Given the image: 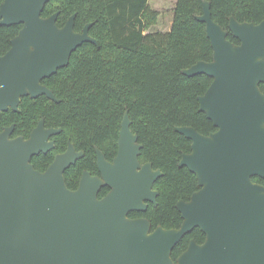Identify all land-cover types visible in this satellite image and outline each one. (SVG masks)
<instances>
[{"label":"water","instance_id":"water-1","mask_svg":"<svg viewBox=\"0 0 264 264\" xmlns=\"http://www.w3.org/2000/svg\"><path fill=\"white\" fill-rule=\"evenodd\" d=\"M50 1L4 0L0 7L1 26L22 25L0 57V117L20 112L26 97L59 103L43 81L66 68L83 44L99 47L89 34L92 23L75 31L76 13L63 27L60 12L43 17ZM196 19L206 25L213 60L183 74L213 80L198 100L217 130L205 136L193 127L176 128L192 141L179 167L188 168L200 187L177 204L181 227L152 230L149 219L129 217L145 213L149 203L157 206L154 186L163 173L141 163L143 145L128 111L117 155L110 162L96 148L99 175L84 171L76 190L65 173L85 153L71 141L46 171L32 163L55 148L50 139L62 132L41 119L28 139L13 138L15 125L0 133V264H264V186L253 181L264 179V21L241 23L232 16L224 29L208 1ZM230 32L239 44L228 39ZM104 187L110 191L100 198ZM195 229L205 242L191 240L174 261L176 246Z\"/></svg>","mask_w":264,"mask_h":264},{"label":"trees","instance_id":"trees-1","mask_svg":"<svg viewBox=\"0 0 264 264\" xmlns=\"http://www.w3.org/2000/svg\"><path fill=\"white\" fill-rule=\"evenodd\" d=\"M203 1L211 4L213 20L227 30L232 16L241 23L264 21V0H177L171 30L147 33L159 18L149 0H51L43 17L60 12L57 24L63 27L76 13L75 31L82 32L92 23L89 34L99 47L83 44L66 68L43 81L59 103L46 96L23 98L20 112L2 113L0 133L15 125L13 137L28 139L41 119H45L46 128H61L62 133L54 137L55 149L33 157L32 163L44 172L57 154L66 151L70 140L77 151L85 153L65 173L67 186L76 190L84 171L99 175L96 148L108 161L117 155L121 125L128 111L131 130L143 145L141 163H152L163 173L155 184L157 206L150 204L147 212L129 217L149 219L152 230L159 226L180 228L183 219L177 204L189 201L200 187L188 168L179 167L182 156L191 153L192 141L176 128L193 127L205 136L217 130L200 111L198 100L213 80L206 75L183 74L200 61L213 60L206 25L196 19L203 14ZM3 2L0 0V7ZM21 29L22 25H0V57L10 50ZM228 39L239 44L231 32ZM260 87L264 93V84ZM253 181L264 186V179L255 177ZM109 191L104 187L100 198ZM205 238L195 229L176 246L174 261L191 240L203 244Z\"/></svg>","mask_w":264,"mask_h":264},{"label":"rangeland","instance_id":"rangeland-1","mask_svg":"<svg viewBox=\"0 0 264 264\" xmlns=\"http://www.w3.org/2000/svg\"><path fill=\"white\" fill-rule=\"evenodd\" d=\"M177 0H149L150 8L159 13L158 22L147 33L168 32L172 28Z\"/></svg>","mask_w":264,"mask_h":264},{"label":"flooded vegetation","instance_id":"flooded-vegetation-1","mask_svg":"<svg viewBox=\"0 0 264 264\" xmlns=\"http://www.w3.org/2000/svg\"><path fill=\"white\" fill-rule=\"evenodd\" d=\"M43 85H44V84H43ZM61 133H62V132H61ZM61 133H60V134H61ZM60 134H58V135H60ZM56 136H57V135H56ZM54 137H55V136H53L50 140H51V141H54V143H55ZM13 138H14V137H13ZM69 142H70V140H68V144H69ZM55 147H56V144H55ZM54 149H55V148H54ZM54 149H53V150H54ZM67 149H68V146H67ZM67 149H66V151H67ZM66 151H65V152H66ZM79 152H80V151H79ZM61 154H62V153H61ZM57 155H58V154H57ZM57 155H56V156H57ZM56 156H55V157H56ZM114 158H115V157H114ZM114 158H113V159H114ZM112 161H113V160H112ZM112 161H110V162H112ZM51 164H52V163H51ZM45 171H46V170H45ZM95 176H96V175H95ZM154 189H155V186H154ZM181 201H183V200H181ZM186 202H187V201H186ZM149 206H150V203H149ZM149 206H148V207H149ZM147 210H148V209H147ZM146 212H147V211H146ZM139 218H144V217H139ZM190 242H191V241H190ZM189 244H190V243H189ZM188 246H189V245H188Z\"/></svg>","mask_w":264,"mask_h":264}]
</instances>
